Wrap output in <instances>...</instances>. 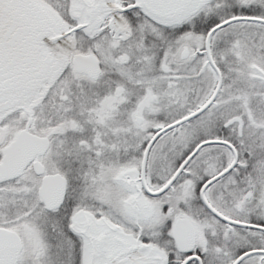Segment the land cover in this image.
Instances as JSON below:
<instances>
[{
	"label": "snow or ice",
	"instance_id": "1",
	"mask_svg": "<svg viewBox=\"0 0 264 264\" xmlns=\"http://www.w3.org/2000/svg\"><path fill=\"white\" fill-rule=\"evenodd\" d=\"M0 264H264V0H0Z\"/></svg>",
	"mask_w": 264,
	"mask_h": 264
}]
</instances>
